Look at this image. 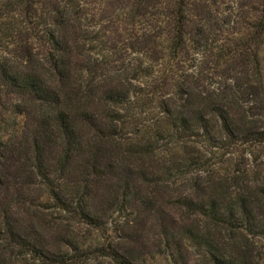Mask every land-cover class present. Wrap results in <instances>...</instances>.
Returning a JSON list of instances; mask_svg holds the SVG:
<instances>
[{"label":"trees","instance_id":"trees-1","mask_svg":"<svg viewBox=\"0 0 264 264\" xmlns=\"http://www.w3.org/2000/svg\"><path fill=\"white\" fill-rule=\"evenodd\" d=\"M82 1L0 0V41L23 32L22 23L37 24L45 69L52 73L47 78L34 67L13 68L0 57V200L16 197L25 184L38 183L57 209L100 229L112 204L120 205L127 218L151 211L142 187L157 181L152 178L183 177L201 166L187 149L189 140L201 137L207 143L222 142L220 147L225 142L231 147L264 145V128L236 118L237 113L255 112L264 117V0H241L236 14L223 18L219 4L207 0H122L117 15L105 5L101 17L85 9L88 0ZM14 13L24 20L11 17ZM78 21L90 25L89 36L79 38L83 30ZM106 23L115 36L105 39ZM83 40L110 47L102 63L74 60ZM121 52L124 65L118 67L113 57ZM97 71L111 82L99 87L97 78L90 77ZM216 71L225 89L238 94L222 97L223 105L211 104L215 93L208 82ZM75 72L80 76L74 77ZM4 98L17 103L8 105ZM241 98L250 104L244 112ZM153 108L157 115H151ZM15 114L25 120L17 129L11 122ZM127 129L131 131L124 135ZM9 130L13 135L6 136ZM165 160L166 165L156 168ZM222 171L219 182L226 186L237 181L236 175L247 174L231 166ZM212 173L217 179L219 173ZM242 191L235 202L237 215L244 218L249 211ZM186 205L203 207L191 200ZM233 219L226 218L229 223ZM41 231L38 225L22 229L7 212L0 219V245L33 264L57 263L44 240L49 235ZM70 244L77 247L71 255L76 261L101 256L117 264H139L132 252L115 243ZM215 263L235 264L224 258Z\"/></svg>","mask_w":264,"mask_h":264},{"label":"rangeland","instance_id":"rangeland-1","mask_svg":"<svg viewBox=\"0 0 264 264\" xmlns=\"http://www.w3.org/2000/svg\"><path fill=\"white\" fill-rule=\"evenodd\" d=\"M207 1L215 5L219 4V6L216 5L219 7L218 16L223 18L236 14L237 3L241 0ZM76 2L83 3L82 0H76ZM88 2L90 4L88 3L85 9L89 8L90 12L99 14V17L103 15L105 5L107 10L113 11L114 15L119 13L123 5L122 0H88ZM22 15L14 13L11 17L14 16V19L22 22L24 20ZM78 22L76 25L79 30H83L79 38L89 36L86 30L90 25L84 21ZM22 24L23 32L19 31L18 36L0 41V57L6 59L13 68L29 70L34 67L50 78L52 73L45 69L47 63L43 60L45 48L39 39L41 31L37 24L29 22ZM109 26L110 24L106 23L101 34L105 39L107 36H115V33L109 30ZM97 27V25L94 26L95 30ZM95 37L96 35H93L91 38ZM78 45L80 47L79 50L76 48L78 57L76 52L74 53V60L78 63L91 59L100 64L110 48L104 43L99 45L96 41L86 43L83 40ZM20 47L22 50L19 51ZM120 47L122 48V44ZM113 58L119 60L118 67L124 65L122 63L124 53L121 52ZM190 73L195 74L194 71ZM219 74L220 71H216V75H210L208 86L215 93L211 104L223 105L222 97L232 95L236 98L238 94L234 95L232 90L225 89L224 78L220 79ZM73 76L79 77L80 73L75 72ZM93 76L97 78L99 87H104L111 82V79L103 76L100 71L90 77L93 78ZM138 84L137 82L135 85L138 86ZM3 100H6L8 105L12 102L13 105L17 103L16 99L4 98ZM246 100L242 98L239 100L242 112L249 108L250 104ZM22 102L24 101H18V103ZM153 110L151 115H157L156 109L153 108ZM239 114H236V118H245L249 126L256 129L264 128V117L259 113ZM11 122L17 129L22 127L25 120L21 115L15 114ZM220 125L221 121L215 124L217 127ZM130 131L131 129H127L123 134H129ZM5 134L13 135V131L9 130ZM186 144L187 149L195 155L196 159H199L202 164L206 162V165L191 167L183 177L178 176L172 179L165 176L160 179L158 176L152 178L149 175L151 180L157 181L152 182L149 187L148 185L142 187L148 191L149 195L152 210L147 211L148 213L135 212L127 218V213L120 210V205L112 204L109 214L107 213L104 217L103 227L97 229L57 209L46 196L44 189L38 183H34L30 187L25 184L16 197L12 198L11 195L7 197V201L0 200L2 205L0 219H3L4 214L8 212L9 218H14L22 229L29 230L31 225L41 226L49 235L44 240L57 257V263L54 264H117L112 259L101 256L85 257L81 260L79 258V261H76L71 255L77 251V247L75 249L70 244L71 241L77 244L80 242L82 248L115 243L120 249L132 252L139 264H216V258L229 259L235 264H264V145L231 147L225 142L226 146L220 147L222 142L207 143L201 137L189 140ZM158 147L163 152L166 150L161 141ZM166 164L165 160L156 168H162V165ZM227 166H231L234 170L242 169L247 174L236 175L238 184L235 181L234 184L226 186L219 181L223 176L222 169ZM156 168L152 169L153 173L157 172ZM214 171L219 173L216 175L217 179L212 173ZM12 181L14 182V178ZM240 186L244 187L245 191H242ZM239 190L242 191L241 193H247L243 205L249 212L244 218L237 215L239 207L235 199ZM19 199L23 201L20 205L16 203ZM189 200L203 207L201 209L188 207L186 202ZM5 208H8V211ZM152 211L156 215H153ZM228 215L234 216L233 223L227 222ZM79 255H82L81 252H78V257ZM27 259L23 256L16 257L13 249L0 245L2 264H33V261Z\"/></svg>","mask_w":264,"mask_h":264}]
</instances>
